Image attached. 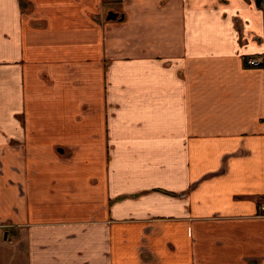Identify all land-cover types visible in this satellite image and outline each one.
Returning a JSON list of instances; mask_svg holds the SVG:
<instances>
[{
  "label": "crops",
  "instance_id": "obj_1",
  "mask_svg": "<svg viewBox=\"0 0 264 264\" xmlns=\"http://www.w3.org/2000/svg\"><path fill=\"white\" fill-rule=\"evenodd\" d=\"M263 54L254 0H0V264H264Z\"/></svg>",
  "mask_w": 264,
  "mask_h": 264
},
{
  "label": "built area",
  "instance_id": "obj_2",
  "mask_svg": "<svg viewBox=\"0 0 264 264\" xmlns=\"http://www.w3.org/2000/svg\"><path fill=\"white\" fill-rule=\"evenodd\" d=\"M246 61V64L248 66H258V65H261L262 62L264 63V54L261 55V56H255V57H247L245 59ZM264 65V64H263ZM261 209L264 210V204L261 205Z\"/></svg>",
  "mask_w": 264,
  "mask_h": 264
},
{
  "label": "water",
  "instance_id": "obj_3",
  "mask_svg": "<svg viewBox=\"0 0 264 264\" xmlns=\"http://www.w3.org/2000/svg\"><path fill=\"white\" fill-rule=\"evenodd\" d=\"M256 6H259L261 3L264 4V0H254ZM116 17V13L108 12L106 18L107 19H114Z\"/></svg>",
  "mask_w": 264,
  "mask_h": 264
},
{
  "label": "trees",
  "instance_id": "obj_4",
  "mask_svg": "<svg viewBox=\"0 0 264 264\" xmlns=\"http://www.w3.org/2000/svg\"><path fill=\"white\" fill-rule=\"evenodd\" d=\"M263 64L264 63L262 62V64L261 65H258V67L264 68V65Z\"/></svg>",
  "mask_w": 264,
  "mask_h": 264
}]
</instances>
